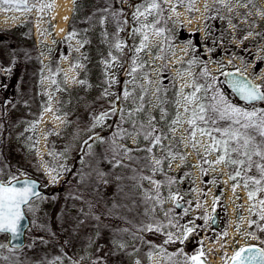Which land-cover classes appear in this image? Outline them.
Listing matches in <instances>:
<instances>
[{
    "label": "rangeland",
    "instance_id": "1",
    "mask_svg": "<svg viewBox=\"0 0 264 264\" xmlns=\"http://www.w3.org/2000/svg\"><path fill=\"white\" fill-rule=\"evenodd\" d=\"M54 1L31 0L36 7L29 12L0 11V36L6 35L7 31L13 29L14 34L27 41L29 39L26 23L30 22L31 38L40 57L38 69L34 67V70L28 73L22 72L20 65L17 69V74L22 77L14 81V90H29V97L19 100L16 99L19 95H10L4 91L8 93L5 95L7 99L3 108L8 120L6 134L0 129V180L7 181L15 174L30 175L41 181L42 193L32 199L30 206H25L30 220L34 219L33 213L47 203L48 194L66 175L67 171L61 166L69 169L71 157L77 152L80 144L90 137L109 131L115 113L118 112V121H120L118 130L123 129L130 133L121 137L126 143L123 156H129L131 149L147 151L151 148L146 160L154 169V178L145 180L146 189H142L140 193L153 197L152 201L157 202L159 208L173 206L180 214L179 227L175 234L171 232L174 243L158 241L154 250L147 254L145 249L139 251V245L135 242L134 249L122 252L118 264H185L187 257L195 255L192 254L193 247L186 248L183 247L186 246L185 242L180 243L184 238L185 226L193 228L194 231L184 241L195 246L200 235V238L198 237L201 239L200 252L210 264L212 262L224 264L228 254L235 252L242 244L257 243L264 247V220L260 219L259 203L264 199V191L258 192L250 201L248 192L254 191L257 186L249 182L248 188L245 189L243 179L245 175L260 179V172L252 167L250 171L242 170L241 177L230 180L229 175H234L238 166L216 164L215 161L222 151H211L207 147L211 143L208 137L201 136L197 132L194 139L190 138V129L186 123L189 113L184 111L187 104L184 96L192 93L196 84L207 86L214 83L216 89L229 100L213 76L220 70L221 63L226 65V68L230 63L233 66L238 65V68L242 64L245 72L252 74L262 54V45L258 42L260 14H256L250 8L247 10L243 8L246 12L243 15L245 18L243 23L249 26L245 43L242 38H238L237 23L229 21L236 32L235 37L239 40L237 42L239 44H231L228 53L226 51L229 48L228 44H220L223 51L218 57L208 54L204 66L194 54L197 50L195 45L189 40L179 39V30L184 19L182 17H185L186 6H189L185 0H156L159 8L139 18L134 16L137 10L134 4L141 0H122L121 7L124 11L120 17L118 15L110 21L106 16L97 17L85 28L81 30L73 28L67 33H65L66 24L65 30L60 35L53 31L56 24ZM206 1L210 3L211 0L196 1L197 16L192 18L187 26L195 27L198 25L196 21L200 22L203 19L204 10H207L209 5L205 3ZM232 3L240 6L244 2L233 0ZM48 4L51 8L43 7ZM80 4L81 0H71L70 15L74 11V20L81 18ZM143 5H147V0ZM237 6L234 10L242 11L238 10ZM41 7L43 10H38ZM253 16H256L255 21H252ZM144 25L147 27H143ZM136 29L140 31L137 32ZM157 30H160L159 34ZM70 32H75L76 36L66 39ZM145 34L148 37L144 41L146 47L137 53L136 49L141 45ZM118 42L122 44L119 50L115 47ZM0 50L3 53L1 48ZM239 50L242 53L250 52L252 56L249 60H242L241 52L237 54ZM1 52L0 69L3 71H0V84L8 82L13 72L11 62L2 64L4 56ZM57 55L58 61L50 64L52 57ZM112 57L116 58L115 62ZM134 59L137 60L135 65L137 71L131 73ZM190 61L194 62L189 63ZM106 62L112 66L107 67ZM261 65L256 73L260 79L264 72L262 70L264 60ZM199 66L205 67L204 71L206 70L208 75H201L196 79ZM113 78L116 83H111ZM63 86L66 90L62 89ZM106 90L107 95H105ZM125 92L129 93L127 98L124 96ZM0 93L3 98L1 88ZM213 95L212 89L197 93L200 97L198 102L205 105L209 116L214 115L211 111V105L214 103ZM229 102L232 103L231 100ZM113 104L116 109L114 114L111 112ZM187 106L191 109L195 104ZM102 112L110 113L104 126L93 127L95 117ZM178 113L180 123L173 124L172 121L177 118ZM228 123L217 117L215 125L209 123L201 126L224 128ZM129 124H135L137 128L129 132ZM114 125L112 136L117 127V124ZM149 132L152 135L145 139L144 134ZM252 134L257 143L264 139L256 133ZM157 135L161 136L159 144L152 142V138ZM213 135L220 138L218 132H213ZM126 149L130 151L126 153ZM238 158L243 159V157ZM156 160L161 163L157 165ZM252 160L254 163L264 164V160L258 156H253ZM244 168H247V163ZM50 169L60 173L55 184L52 183V176L55 173L50 172ZM159 178L160 183H157ZM234 184L238 185L235 191H233ZM154 194L159 197L156 198ZM172 195L177 196L179 206L174 205L170 198ZM217 197L219 199L216 200V205L221 209L223 226L213 230L210 221L206 222L204 217L211 216L213 200ZM250 221L254 223L250 225ZM204 233L209 241L214 243L211 246L215 248L211 250L213 253L211 261L203 241ZM250 233H254L255 236ZM6 239L0 236V242L7 244ZM126 243V240L118 238L113 240V244L118 249H123ZM38 244L37 237L30 239L26 235L22 251L26 255L30 252L35 253L38 251ZM90 244L92 247H88L84 252H81L82 249L78 245L74 246L76 250L72 248L71 251L75 250L76 257L83 261L106 250L104 244L97 243L95 238ZM55 248L57 247L51 246L50 253L46 256L51 264H78L77 258L68 257L69 252L63 249L53 252ZM7 250L8 247L0 248V254L6 253ZM107 252L108 249L106 254ZM217 254L218 258L215 257ZM113 261L115 258H108L106 262L94 261L93 264H111ZM188 264H191V261H188Z\"/></svg>",
    "mask_w": 264,
    "mask_h": 264
},
{
    "label": "trees",
    "instance_id": "2",
    "mask_svg": "<svg viewBox=\"0 0 264 264\" xmlns=\"http://www.w3.org/2000/svg\"><path fill=\"white\" fill-rule=\"evenodd\" d=\"M145 2L146 0H141L134 5L138 7ZM80 6L81 18L74 20L73 11L67 21L65 33L73 28L81 30L94 22L97 17L106 16L109 21L113 20L118 15L120 17L124 11L120 0H81ZM26 25H28L29 39L27 41L14 34L13 29L7 31L6 35L0 36V48L3 53L1 50L0 52L4 56L2 64L11 62V70H13L8 82L0 84L4 94L2 98L0 93L2 112L7 99L5 95L8 93L19 95L16 98L19 100L29 97L28 89V91L14 90V81L22 77L17 74L19 65L21 71L27 73L33 71L34 67L39 68L37 65L40 63V57L31 38L30 22ZM58 58V55L53 56L49 61L50 64L57 62ZM62 89L66 90V87L63 86ZM117 114L118 112L115 113L109 131L101 133V139L97 140L94 136L80 144L77 152L71 157L66 175L48 194L47 203L33 213L34 219L30 221L26 235L30 239L36 237L39 239L38 251L26 255L22 251L23 247H8L6 253L0 254L1 264H51L46 258L51 246L57 247L53 252L62 249L69 252L68 257L77 258L78 264H93L94 261L103 263L108 258H115L111 264H118L122 252L134 249L135 242L139 239H142L140 251L145 249L147 253L154 250L158 241L165 243L169 232L176 233L180 217L176 209L173 206L159 208L158 203L152 201L153 197L140 193L142 189H146L145 180L154 178V169L146 160L149 151L131 149L129 156H123L125 140L120 136H112V126L115 127L114 124H117L115 132L119 131L120 127ZM3 117L4 115H0L2 130L5 129ZM136 128L135 124L128 125L129 132ZM157 183H160V178ZM154 196L159 197L155 194ZM93 238L97 243H103L106 250L102 254L98 253L80 261L75 255L74 246H80L81 252H84L88 247H92L90 242ZM116 238L127 241L123 249H118L113 244ZM200 241L197 237L195 246L184 241L186 246L183 247H193L192 254H198ZM72 248L75 250L71 251Z\"/></svg>",
    "mask_w": 264,
    "mask_h": 264
},
{
    "label": "snow or ice",
    "instance_id": "3",
    "mask_svg": "<svg viewBox=\"0 0 264 264\" xmlns=\"http://www.w3.org/2000/svg\"><path fill=\"white\" fill-rule=\"evenodd\" d=\"M122 2V0H120ZM36 7L35 4L31 3V0H0V11H21V12H29L32 8ZM43 7L51 8V5H43ZM41 7L40 11L43 10ZM143 8V10H141ZM159 8V4L156 0H147V5H141L137 7L134 16L139 18L140 16H146L151 14L153 11ZM143 27H147L144 25ZM137 32L140 29H136ZM160 30H157V34H159ZM76 36L75 32H70L66 39H72ZM148 39L145 34L141 45L136 49V52L139 53L146 47L144 41ZM79 43V42H78ZM83 45L81 44V47ZM115 47L119 50L122 47L121 43H116ZM77 51L79 49H76ZM112 60L115 62L116 58L112 57ZM194 61H190L189 63H193ZM137 60H133V67L131 69V73H135L137 71ZM78 66V65H77ZM107 67H111L112 65L106 62ZM3 71V69H0ZM130 73V74H131ZM203 75H208L205 70ZM214 79V78H213ZM55 83V81H53ZM83 83V81H81ZM111 83H116L115 78L111 80ZM231 88L233 92L239 97L240 100L244 101L246 104L251 105V108L240 107L235 105L234 103H230L228 99L225 98L224 94L221 93L218 89H216L215 84H209L207 86L196 84L194 86V91L187 96H184V100L187 102L184 107V111L189 113L188 119L186 123L189 126V136L194 139L197 132L201 136H206L211 140V143L207 146L211 151H222V154L219 155L215 161L216 164L224 163L226 165H236L237 171L234 175H229L230 180H235L237 177H241L242 170L250 171L252 167H255L261 174L260 179H256L249 176H244V187L248 188L249 182L253 185H256V189L254 191L248 192V198L252 201L258 192L264 191V164L254 163L252 160L253 156H258L261 160H264V139L261 140L260 143L256 142L255 136L252 133L258 134L261 138H264V108H257L256 102H264V91H261L260 85H254L247 78L233 80L231 81ZM209 89H212L214 95L212 97L214 103L211 105V111L214 115H207V109L204 104L199 103L200 97L197 96V93L204 91L207 92ZM107 90L105 91V95H107ZM129 93L125 92L124 96L127 98ZM119 98V97H117ZM195 104L194 108H189L187 105ZM139 111V109H137ZM116 111L115 104H113V108L111 110L112 114ZM109 112H102L98 116L95 117L93 127L104 126L106 119L109 117ZM217 117L220 120L228 121V126L224 128L214 127V128H205L202 127L201 124H209L215 125L217 122ZM173 124L180 123V114H177V118L172 121ZM110 127V126H109ZM175 131V129H172ZM213 132H218L220 134V138L218 139L213 135ZM139 134V133H138ZM115 136H124L130 135L126 130H119L115 134ZM152 133H145L144 138L148 139ZM89 139H92L90 137ZM95 139H101L100 135L97 134ZM161 141V136L157 135L152 138V142L155 144H159ZM87 144V141L85 142ZM130 150H125L127 153ZM147 151H151V148H148ZM243 157V159L238 158ZM174 158V157H173ZM161 162L156 160V164L159 165ZM247 163V168L244 166ZM119 164V161H117ZM64 171H68V169L61 166ZM50 172L55 173L52 176V183L55 184L57 176L60 174L55 169H50ZM16 181L20 186H16L12 182ZM173 181H170V183ZM215 182V181H213ZM155 183V182H153ZM238 185H233V191ZM36 183L31 179L24 178L23 175L17 176L15 174L11 175L9 180L4 181L0 180V236L7 238L10 234L11 238L19 239L22 235V228L26 227L22 225V221L25 216L22 212V206H30L32 203L33 197H39V193L35 190ZM173 202L177 201V196L172 195L170 197ZM219 198H215L213 200V211H215L216 200ZM260 219L264 220V199L260 200ZM179 206V205H177ZM253 207H255L253 205ZM31 210V208H29ZM187 211V210H185ZM205 221H213V217L210 215H206L204 217ZM250 225L254 223L253 221L249 222ZM151 230V229H149ZM159 229H157L158 231ZM194 231L193 228L185 226L184 228V238L180 240V243H184V240L188 239L190 233ZM250 235L255 236L254 233H250ZM174 243L172 233L168 234V239L165 243ZM8 247L7 244L0 242V248ZM203 255L202 252L192 255L186 258L185 264H188V261H191V264H204V262L200 259ZM232 264H264V248H259L253 245L242 246L235 251L233 256L231 257Z\"/></svg>",
    "mask_w": 264,
    "mask_h": 264
},
{
    "label": "flooded vegetation",
    "instance_id": "4",
    "mask_svg": "<svg viewBox=\"0 0 264 264\" xmlns=\"http://www.w3.org/2000/svg\"><path fill=\"white\" fill-rule=\"evenodd\" d=\"M196 1L198 0H185L186 4L189 6H186L185 10V17H182V24L179 30V39L181 41H187L189 40L192 44L195 45L197 50L194 52L196 58L200 60V63H203L205 66L206 60L208 58V54L212 57H218L220 55V52L223 51V48L220 47V44H228L229 48L226 50L227 53L230 52V46L231 44L238 45L237 43L239 40L235 37L236 32L233 30L232 24L229 23V21H234L237 23L236 31L238 34V38H242L243 42L245 43V37L248 34L249 26L244 25V13L246 12L243 10L245 8L246 10L248 8L252 9L253 12L256 14H260L259 24H260V32H259V44L262 45L261 49V58L260 61L257 62V64L254 67V70L252 74L245 72V68L241 64L238 68V65H232L227 64H220V70L216 73H214V77L216 78L217 82L221 85L223 88V91L226 93L229 100L232 101L235 105H238L240 107L245 108H251V105L246 104L244 101L239 100L236 98L232 90L227 84L226 81V74L230 71H239L245 75H248L254 82H256L258 85L261 86V91H264V72L261 74V79L257 77L258 69L262 66V61L264 60V0H238V2H244L243 5L237 6L234 5L232 2L233 0H211L210 3L207 1L205 3H208L207 10H204V14L202 15L203 19L196 23L195 27L187 26L188 22L192 20V18H195L196 12L198 11ZM201 1V0H200ZM232 3V7L230 4ZM241 9L242 11H235L234 8ZM258 9V10H256ZM242 13V14H241ZM248 14V13H247ZM243 16V17H242ZM188 19V20H186ZM243 19V20H242ZM256 16L252 17V21H255ZM197 28V29H195ZM239 54L241 50L237 51ZM242 60H249L250 56L252 54L250 52H241ZM234 57V56H232ZM263 59V60H262ZM233 60H235L233 58ZM262 60V61H261ZM237 62V60H236ZM224 66V68L222 67ZM205 67H200L196 71V79L197 77H200L203 75ZM264 70V69H262ZM248 71V70H247ZM232 98V99H231ZM257 108H264V102H256L255 105ZM0 115H4V130L3 133L7 131V118L5 117V113L0 111ZM4 134V136H5ZM217 194V193H216ZM149 196V195H148ZM180 203L178 201L174 202V205L177 206ZM215 211L218 216L217 219V225L218 228L223 226V222L221 221V209H219L218 205H215ZM213 209L211 211V215L213 213ZM138 236V235H137ZM200 238V235H198ZM141 240L139 239L137 242V245H139L138 250L140 251V245ZM262 248H264L262 245H260ZM147 254H150V252H147Z\"/></svg>",
    "mask_w": 264,
    "mask_h": 264
},
{
    "label": "water",
    "instance_id": "5",
    "mask_svg": "<svg viewBox=\"0 0 264 264\" xmlns=\"http://www.w3.org/2000/svg\"><path fill=\"white\" fill-rule=\"evenodd\" d=\"M244 78H247L248 80H250L252 82V84L258 85L255 82H253L250 77H248L247 75H245V74H243V73H241L239 71H230V72H228L226 74V81H227V84H228V86L230 87L231 90H232V88H231V81H233V80H239V79H244ZM232 92H233V90H232ZM234 95L236 96V98L239 99V97L235 93H234ZM23 177L24 178H27V179H31L32 181H34L36 183V189L35 190L39 194L42 193L41 181L40 180H38L37 178H35L33 176H30V175H23ZM12 183L13 184H16V186H20L19 184H17L16 181H13ZM24 207L25 206H22L21 210L24 213L25 218H24V220L21 223H22V225H25L26 227L22 228V235L19 237V239H13V238H11V236L9 234L8 237H7V239H6L7 244L10 247H12V248L22 247L25 244V242H26V231H27V229L29 227L30 219H29L28 215L26 214ZM212 217H213L214 222L213 221H210V222H211L212 227L216 229V228H218V225H217L218 216L216 214V211H214L212 213ZM249 245H253V246L262 248L260 245L254 244V243L246 244V245H243V246H249ZM200 259L204 262V264H208V262L206 261V259L203 256H201ZM227 264H232L231 259L228 261Z\"/></svg>",
    "mask_w": 264,
    "mask_h": 264
},
{
    "label": "bare ground",
    "instance_id": "6",
    "mask_svg": "<svg viewBox=\"0 0 264 264\" xmlns=\"http://www.w3.org/2000/svg\"><path fill=\"white\" fill-rule=\"evenodd\" d=\"M56 12V24L53 31L60 35L66 28L67 20L70 15L71 0H55L54 1Z\"/></svg>",
    "mask_w": 264,
    "mask_h": 264
},
{
    "label": "built area",
    "instance_id": "7",
    "mask_svg": "<svg viewBox=\"0 0 264 264\" xmlns=\"http://www.w3.org/2000/svg\"><path fill=\"white\" fill-rule=\"evenodd\" d=\"M208 245L210 246V247L208 248V250L210 251V248H212L211 246L213 245V243H208ZM210 254H211V252H210ZM211 255L213 256V253H212ZM212 256H211V257H212ZM215 257L218 258L219 255L217 254ZM210 259L212 260V258H210Z\"/></svg>",
    "mask_w": 264,
    "mask_h": 264
}]
</instances>
